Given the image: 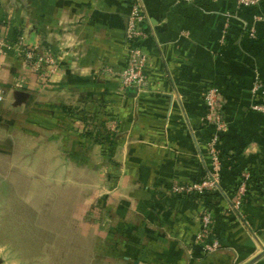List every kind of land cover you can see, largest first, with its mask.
<instances>
[{
	"label": "crops",
	"instance_id": "0c3cea01",
	"mask_svg": "<svg viewBox=\"0 0 264 264\" xmlns=\"http://www.w3.org/2000/svg\"><path fill=\"white\" fill-rule=\"evenodd\" d=\"M134 2L147 19L146 83L121 90ZM237 2L0 0V180H24L17 184L37 200L30 211L43 210L44 244L51 213L53 225L75 230L74 252L44 251L42 264H264V110L253 109L264 97L251 91L256 79L264 84V21L253 19L264 4ZM18 41L56 58L44 85L14 50ZM209 86L224 99L227 131L219 189L196 194L187 188L208 170ZM103 130L105 150L95 140ZM244 170L253 177L238 220L228 201ZM203 210L220 244L207 254ZM86 225L91 235L77 234ZM66 232L60 242L71 241Z\"/></svg>",
	"mask_w": 264,
	"mask_h": 264
},
{
	"label": "built area",
	"instance_id": "2783aa9c",
	"mask_svg": "<svg viewBox=\"0 0 264 264\" xmlns=\"http://www.w3.org/2000/svg\"><path fill=\"white\" fill-rule=\"evenodd\" d=\"M190 2L191 0H184ZM258 0H238L237 7L251 6L257 4ZM255 21H264V13L253 16ZM147 19L142 5L134 2L130 6V12L124 32L125 43V64L116 75L117 83L121 90L135 89L141 90L146 83L145 69L147 65L146 55L140 48V41L145 37L143 25ZM253 38V32H250ZM6 45L0 42V51ZM14 50L20 55L30 70L36 75L40 85H44L49 76L56 70V58L49 52H38L33 48L25 46L21 41L14 44ZM111 74L109 69L105 70ZM252 92L260 93L264 97V85L259 80H255L252 85ZM204 114L202 124L211 128V135L206 142V155L208 160V170L206 175L199 182L187 188L196 194L204 192H215L219 189L221 177V140L227 131V122L224 117L225 102L217 88L209 86L203 93ZM2 97L0 95V101ZM253 109L262 111L264 107L254 105ZM251 173L247 170L241 171L238 175V182L231 196L229 197V210L238 220H242V204L248 193ZM200 233L198 240L201 243L202 253H211L219 249L220 244L212 231V218L207 210H203L199 217Z\"/></svg>",
	"mask_w": 264,
	"mask_h": 264
},
{
	"label": "rangeland",
	"instance_id": "374dc122",
	"mask_svg": "<svg viewBox=\"0 0 264 264\" xmlns=\"http://www.w3.org/2000/svg\"><path fill=\"white\" fill-rule=\"evenodd\" d=\"M22 181L24 182L23 179L17 178L0 180V260L4 259L0 263L42 264L41 256L44 251L50 250L52 254L60 250L74 252V228L67 229L66 232L57 224L53 225L54 213H51L50 244L43 243V210H34L35 214L30 211V207L37 203V200L28 199L24 183L17 184ZM84 222L86 223L85 220ZM87 222L90 223L89 220ZM79 231L91 235L90 225L77 228V234ZM65 232L70 235L67 239L71 241L60 242L59 236ZM78 245L77 247L80 246ZM88 247L90 243L83 241L81 249L87 250Z\"/></svg>",
	"mask_w": 264,
	"mask_h": 264
},
{
	"label": "trees",
	"instance_id": "16d2710c",
	"mask_svg": "<svg viewBox=\"0 0 264 264\" xmlns=\"http://www.w3.org/2000/svg\"><path fill=\"white\" fill-rule=\"evenodd\" d=\"M262 4H264V0H259L258 1V5H259V7H261L262 6ZM254 8V7H253ZM261 8H263V7H261ZM263 12H261V13H264V9H261ZM262 85H264L262 82H260ZM258 94V96L260 97L259 99H261V95H260V93H257ZM260 101H258V103H259ZM92 117L91 116H82L81 117V120L82 121H85V119L87 120V119H91ZM95 119V122L96 123H100L101 121H99V120H96V118H94ZM83 135L84 136H86V137H89L91 134H90V132L87 130V125H85V127H84V129H83ZM98 134H97V138L95 139L100 145H102V149L103 150H105V147H103V146H105V143L106 142H108V140H109V138H110V136L103 130V131H99V132H97ZM251 176L253 177V173H251ZM255 176V175H254ZM205 193V192H204Z\"/></svg>",
	"mask_w": 264,
	"mask_h": 264
},
{
	"label": "water",
	"instance_id": "95a60500",
	"mask_svg": "<svg viewBox=\"0 0 264 264\" xmlns=\"http://www.w3.org/2000/svg\"><path fill=\"white\" fill-rule=\"evenodd\" d=\"M24 97V93L20 92L17 96L18 100L21 101L22 98Z\"/></svg>",
	"mask_w": 264,
	"mask_h": 264
}]
</instances>
